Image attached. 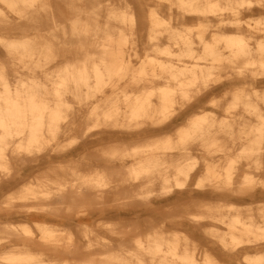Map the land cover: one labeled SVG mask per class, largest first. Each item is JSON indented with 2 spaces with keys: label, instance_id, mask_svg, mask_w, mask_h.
Returning a JSON list of instances; mask_svg holds the SVG:
<instances>
[{
  "label": "bare ground",
  "instance_id": "obj_1",
  "mask_svg": "<svg viewBox=\"0 0 264 264\" xmlns=\"http://www.w3.org/2000/svg\"><path fill=\"white\" fill-rule=\"evenodd\" d=\"M0 264H264V0H0Z\"/></svg>",
  "mask_w": 264,
  "mask_h": 264
}]
</instances>
